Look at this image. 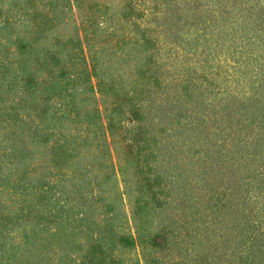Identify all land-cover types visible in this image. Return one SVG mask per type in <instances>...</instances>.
Wrapping results in <instances>:
<instances>
[{
	"label": "trees",
	"instance_id": "16d2710c",
	"mask_svg": "<svg viewBox=\"0 0 264 264\" xmlns=\"http://www.w3.org/2000/svg\"><path fill=\"white\" fill-rule=\"evenodd\" d=\"M74 1L79 21L68 27L60 0L42 1L49 11L25 0L26 30L0 53V131L11 130L0 163L16 166L0 175L1 192L46 221L53 213L35 195L51 190L58 213L89 232L72 264H140L123 255L136 244L141 264H264V0ZM111 8L109 31L95 37L96 13ZM128 44L140 55L119 89L97 74L98 50ZM81 87L106 93V105ZM115 167L137 192L133 231L113 222Z\"/></svg>",
	"mask_w": 264,
	"mask_h": 264
},
{
	"label": "rangeland",
	"instance_id": "374dc122",
	"mask_svg": "<svg viewBox=\"0 0 264 264\" xmlns=\"http://www.w3.org/2000/svg\"><path fill=\"white\" fill-rule=\"evenodd\" d=\"M42 1L44 0H38L40 9L42 8L49 11L50 9L48 8L50 6H43ZM60 4L66 5L67 7L64 15L65 20L70 22L68 27L72 26V24H76L79 21V19L76 18L77 12L79 11V9L75 6L76 1L60 0ZM53 5L55 4L52 3L51 6ZM116 10V8H111V11L102 10L101 12L98 11L96 13V23L91 26V29H96L95 31L97 34H95V37L98 38L99 35H103V33H107L109 31H105V29L110 27V22L112 19L108 18L113 17V15L115 16L114 13ZM30 11L31 9L25 6V0H0V42L2 43H0V53L6 49H13L15 45L13 42L16 33L18 31L23 32V30H26V24L29 23V19L31 17V15H28ZM60 17L61 16H59V18ZM2 21H7V24L5 25L2 23ZM120 21L121 25L123 26V30L126 32V35L133 39L135 36L133 31L131 32L128 29V23L122 19ZM48 38L49 42L47 45L51 46L53 42L52 36L49 35ZM40 41H43V39ZM82 47L86 49V46ZM39 49H43V47L41 46ZM98 52H100V57L98 60L99 66L97 67L98 75H103L105 79L113 81L114 85H116V87L119 89L132 83L131 79L134 78V75L128 73L127 71L132 68L131 63H137V55H140L136 52L135 47L132 44L118 48L114 55H109V53L103 55L101 53L102 49H99ZM61 80V77L56 79V81L59 82ZM94 80L97 81V78L92 76L91 81ZM138 81L140 82V79ZM86 84H88V82ZM81 88V92L77 93L78 96L86 95L88 97L89 95H92L97 98V105H101L103 107L106 105V103L102 100L106 98V93H95L92 90L87 92V90H83V87ZM114 89L116 88L114 87ZM37 95L38 92H35L33 97H36ZM56 97L57 95L55 98ZM109 99H112V97ZM101 111L102 119L100 121L102 125H106V122L109 121V117L105 116V114L108 112H104L103 110ZM60 113L61 112L59 111L57 112L59 119L56 120V123L61 121L66 125H69V121H67L64 116L59 117ZM126 115V112H124L122 116H120L119 113H116L113 118L122 120ZM124 124H126V120H124ZM6 130L9 132H6ZM10 131L11 130L6 128L3 130L1 129L0 131V138L3 139L4 145L11 143V139L4 138V134H6V137H8ZM17 145L18 142H15L13 146H10V149H12L11 152L17 153L19 155L21 151L15 152ZM32 147L33 149L41 148L37 145ZM6 159L7 157H3L2 162L0 163V170H3V174H0L2 176L4 174L7 175L16 171V166L14 164L7 166L4 163ZM115 169V175L112 176V179L109 180L105 185L107 189H112L111 191L107 192V196H109V201H112L115 207L114 213L112 215L113 222L115 224L118 223L117 221H126V231H133V223L131 222V208L128 207V203H130L131 196L137 192L134 188H132V186L130 187V183L124 184V179L126 178L124 177L125 172H120L118 167H115ZM128 185L129 188H127ZM1 188L2 186H0V199L5 200L12 206L7 207L4 204H2V206L0 205V264H63L62 256H64L65 253L69 256H72L73 259L71 260L66 258V264H72V262L83 253L85 246L82 245L87 241L89 232L85 230V233H79V228L81 226L80 221L72 220V218L65 219L64 213H58L61 202L57 201L58 203H55V196L52 197L51 190L45 191L43 188L35 195L39 197V194H41L43 196L41 199L38 198L40 201L39 207H41L42 210H51L53 213L52 220L48 219L44 221L43 219H37L34 217L32 218V216L30 217L26 210L17 211L16 206L13 205L15 204V197L12 196L10 191H7L6 194H3L5 192H1ZM18 199L21 198L18 196ZM0 203L2 202L0 201ZM3 215L7 217L2 219ZM123 217H127L126 220H124ZM58 219H61L60 223L54 222ZM153 221L155 223L157 222V219L154 217ZM85 223L86 222H83V224ZM79 243L80 246H78ZM137 245L138 244H136L134 248H123V255L124 258L127 259L129 256L134 254L133 256H135V258L139 260L141 264V255L144 250ZM75 246H77L76 249H74Z\"/></svg>",
	"mask_w": 264,
	"mask_h": 264
}]
</instances>
